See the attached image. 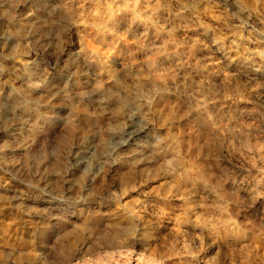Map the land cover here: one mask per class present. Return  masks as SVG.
Masks as SVG:
<instances>
[{
    "label": "rangeland",
    "instance_id": "obj_1",
    "mask_svg": "<svg viewBox=\"0 0 264 264\" xmlns=\"http://www.w3.org/2000/svg\"><path fill=\"white\" fill-rule=\"evenodd\" d=\"M4 1L0 6H6L8 19L6 31L0 30V168L9 183L0 189V205L3 221L15 222L23 246L30 240L28 226L36 227L39 264H264V100L253 96L234 65L217 60L213 46L216 39L215 46L233 63H262L264 0H236L254 13L253 23L222 0H128L141 3L143 17L150 14L141 16L153 27L147 39L129 32L130 18L110 25L106 16L111 7L125 12L114 4L118 0ZM146 42L182 49L178 62L160 64L156 91L137 89L148 80L146 59L155 56L140 51ZM80 49L99 55L91 68L79 58ZM106 55L115 56L116 63ZM99 87L107 105L97 99L78 101ZM195 97H204L207 117L197 114ZM235 106L253 115L238 120L237 129L245 127L248 136L237 140L223 134L227 111ZM26 109L36 110L37 120ZM131 116L148 125L149 135L115 151L118 140L112 133H119ZM104 143L111 156L96 165L99 176L84 193L88 175L70 171L73 158ZM148 144L151 150L143 149ZM46 180L51 194L41 188ZM56 192L70 193L78 203ZM77 209L91 222L69 258L61 254L59 242L64 233L80 230ZM136 215L141 224L131 225ZM196 223L205 230L192 228ZM114 232L118 235L111 242ZM0 253V264H36L27 262L24 247Z\"/></svg>",
    "mask_w": 264,
    "mask_h": 264
},
{
    "label": "bare ground",
    "instance_id": "obj_2",
    "mask_svg": "<svg viewBox=\"0 0 264 264\" xmlns=\"http://www.w3.org/2000/svg\"><path fill=\"white\" fill-rule=\"evenodd\" d=\"M65 1V0H64ZM84 1V0H83ZM86 1V0H85ZM84 1V2H85ZM106 1V0H105ZM113 2H114V0H112ZM131 1V0H130ZM130 1L128 2V0H118V1H116V2H114V4H116L117 6L116 7H119V8H124L125 9V12H122V11H119V13L121 12V17H119V18H115L114 17V14H115V12H114V14L111 12V8H114L116 11H117V9L115 8V6L114 7H111L110 9H109V7H107L108 5H111V4H106L107 6V9H109L108 10V12L110 11V14H108V16H106V18L108 17L109 18V23H110V25H111V23L112 24H114V25H116L120 20H124V19H126V18H130V23L131 24H129V22H128V24H126L127 26L128 25H130V30H129V32L131 33H140L144 38H148L149 37V33L152 31V28H150L149 27V24H147V22H145V21H143L142 19L143 18H145V15H148L149 14V12H148V14H145L144 15V17H143V15H141V10L139 9L141 6H139V5H141V3H139V5H137V4H135V3H133V4H130ZM5 2L6 1H4V0H0V4L1 3H4L5 4ZM93 2V1H92ZM91 2V3H92ZM133 2V1H132ZM147 2V1H146ZM149 2H150V0H149ZM154 2H157V1H155L154 0ZM222 2H224L225 4H227V5H229V6H232V7H234L235 9H238L237 11L240 13V15H241V18H244L247 22H250V23H253V22H251V21H254V20H256L255 19V15H254V13L253 12H251L250 10H246V9H242V7H239L240 5H238L237 4V2H236V0H222ZM72 3V2H71ZM77 3V2H76ZM79 3H81L80 1H79ZM78 3V4H79ZM90 3V2H89ZM105 3V2H104ZM145 3V2H144ZM152 3H153V1H152ZM180 3V2H179ZM67 4H69V3H67ZM93 4V3H92ZM151 4V3H150ZM70 5V4H69ZM145 5V4H144ZM147 5V4H146ZM159 5V4H158ZM182 5H183V3L181 4V7H182ZM71 6V5H70ZM75 6V5H74ZM79 6H80V4H79ZM78 6V7H79ZM81 6H83V2H82V4H81ZM93 6V5H92ZM148 6V5H147ZM153 6V5H152ZM157 6V5H156ZM178 6H180V5H178ZM17 7H19V6H17ZM66 7H69L68 5L66 6ZM91 7V6H90ZM149 7V6H148ZM159 7V6H158ZM20 8V7H19ZM142 8V7H141ZM151 8V7H150ZM153 8V7H152ZM157 8V7H156ZM81 9V8H80ZM148 9V8H147ZM183 9H185V6H184V8ZM69 10V9H68ZM84 10V9H83ZM86 10V9H85ZM122 10V9H121ZM144 10V9H143ZM142 10V11H143ZM117 11V12H118ZM149 11V10H148ZM151 11H152V9H151ZM82 12V11H81ZM85 12V11H84ZM144 12H145V10H144ZM155 12V11H154ZM158 12V11H157ZM151 13V12H150ZM162 13V12H161ZM82 14V13H81ZM150 15V14H149ZM155 15V14H154ZM154 15H152V17L154 16ZM163 15V14H162ZM187 15V14H186ZM141 16L143 17V18H141ZM160 16V15H159ZM8 17V15H7V10H6V6H0V30L2 31V34H3V32H4V30H5V27H7V23H6V20L8 19L7 18ZM97 17H99V16H97ZM257 17V16H256ZM105 18V19H106ZM139 18H141V19H139ZM155 18H156V15H155ZM128 19H127V21H128ZM147 19V18H146ZM159 19H160V17H159ZM152 20H154V17L152 18ZM156 20H158V18H156ZM148 21V20H147ZM107 22V21H106ZM153 22H156L155 20L153 21ZM108 23V24H109ZM125 23V22H124ZM127 23V22H126ZM148 23H149V21H148ZM255 23H256V21H255ZM254 23V24H255ZM104 24V23H103ZM9 25H10V23H9ZM120 25V24H119ZM113 26V25H112ZM117 26V25H116ZM152 26V25H151ZM113 27H115V26H113ZM119 28V27H118ZM204 28V27H203ZM202 28V29H203ZM209 28V27H208ZM128 29V28H127ZM6 31V30H5ZM105 31V30H104ZM157 31V30H156ZM153 32V31H152ZM151 32V33H152ZM202 32H204L205 33V35H207V38H208V34H209V30L207 29V28H204L203 29V31ZM107 33V32H106ZM111 33V32H110ZM157 33V32H156ZM164 34H166V33H164ZM164 34H163V37H164ZM173 34V33H172ZM112 35V34H111ZM110 35V36H111ZM136 35V34H135ZM150 35H152V34H150ZM156 35V34H155ZM169 35H171V33L169 34ZM2 36V35H1ZM109 36V37H110ZM154 36V35H153ZM157 36V35H156ZM113 36H111L110 38H112ZM117 37V36H116ZM140 37V36H139ZM159 37H160V35H159ZM163 37H162V39H163ZM171 37V36H170ZM143 38V39H144ZM155 38H157V37H155ZM165 38H166V35H165ZM109 39V38H108ZM113 39H115V37H113ZM151 39H153V38H151ZM215 39V38H214ZM166 40V39H165ZM170 40H172V39H170ZM216 40V39H215ZM214 40V42H213V46H214V48H215V52L217 53V55L219 56V59H217L218 61H220V62H228L229 64L231 63L232 65H234V68H236V71H235V69H234V71L236 72V74H237V76L240 78V79H244V80H246V84H248V86L250 87L249 89L252 91V93H253V96L255 97V98H257L258 100H260V101H262V99L264 100V85H262L261 83H260V80H262V79H264V66L262 65V63L264 62V61H262V63H260V61H257L258 63H256L255 62V60H253V61H250V62H244V63H240V62H238V63H233V61H234V59L232 60L230 57H228V55L227 54H225L223 51H222V49L218 46V43H217V45L215 46V41ZM262 40H264V35L262 36ZM111 41V40H110ZM150 41V40H149ZM151 42H152V40H151ZM154 42H156V41H154ZM160 42V41H159ZM163 42V41H162ZM161 42V43H162ZM171 42V41H170ZM142 43H143V41H142ZM148 42H146V44H145V46H140V48L139 49H142V50H140V51H142L143 53H148L149 55H152V54H154L155 56H153V57H149L150 59L149 60H147L146 59V61L147 62H145V64H144V70H146V72H147V74H148V80L146 81V83L144 82H142L141 81V83L139 82V84H137V89L138 90H142V88L144 89V88H147V87H149V88H151V89H154L155 91L157 90V88H159V85H158V76H157V73H159V71H158V69L160 68V64H162L163 62H168V64H169V62H174V61H179L180 60V57H181V53L180 52H182V49H181V51L179 52V49H178V51L176 50V48L174 47V46H172V45H167L166 43L165 44H161L160 43V45H157V44H159V43H156V45L154 44V45H149V44H147ZM174 43V42H173ZM175 43H176V41H175ZM138 44V43H137ZM140 45V44H139ZM121 46H123V45H121ZM127 46V45H126ZM129 46V45H128ZM132 46V45H131ZM138 46V45H137ZM177 46V45H176ZM79 47H82V46H79ZM120 48V47H119ZM122 48V47H121ZM136 48V47H135ZM138 48V47H137ZM175 48V49H174ZM178 48V47H177ZM124 49H125V46H124ZM176 50L175 52L173 51V50ZM114 50V49H113ZM134 50V49H133ZM214 50V49H213ZM119 51H120V49H119ZM124 51V50H123ZM129 51V50H128ZM117 52H118V48H117ZM226 52V51H225ZM119 53V52H118ZM122 53V52H121ZM145 53V54H146ZM183 53H184V51H183ZM182 53V54H183ZM100 54V53H99ZM103 54V53H102ZM108 54V53H107ZM110 54V53H109ZM114 54H116V53H114ZM113 54V55H114ZM147 54V55H148ZM79 58L80 59H82V61L85 63V65H87V67H88V69L89 68H91L94 64H96L95 62L97 61V59L99 58V55H97V53L96 54H94V53H92V51L89 53V52H86V51H84V50H82V49H80V51H79ZM105 55V54H104ZM117 56V55H116ZM119 56V55H118ZM122 56V55H121ZM120 56V57H121ZM146 56V55H145ZM191 56V55H190ZM100 57H101V55H100ZM102 57H103V55H102ZM106 58H108L107 60H108V62H111V63H116V59L114 58V57H112V56H109V55H106L105 56ZM147 57V56H146ZM260 58V57H259ZM142 59V58H141ZM263 59H264V56H263ZM78 60V59H77ZM181 60H182V58H181ZM81 61V60H80ZM99 61V60H98ZM106 61V60H105ZM177 61V62H178ZM236 61V60H235ZM82 62V63H83ZM107 62V61H106ZM177 62H176V64H177ZM242 62V61H241ZM175 63V62H174ZM182 63V62H181ZM219 63V62H218ZM130 64H131V62H130ZM171 64V63H170ZM175 64V65H176ZM210 64L211 63H209V66H210ZM165 65V64H164ZM215 65V64H214ZM224 65V64H223ZM98 66V65H97ZM100 66V65H99ZM143 66V65H142ZM208 66V67H209ZM164 67V66H163ZM178 67V66H177ZM200 67V66H199ZM205 67V66H204ZM212 67V66H211ZM216 67V66H215ZM140 68V67H139ZM181 67L179 66V69H180ZM184 68V67H183ZM194 68V67H193ZM196 68V67H195ZM195 68H194V70H195ZM210 68V67H209ZM95 69V68H94ZM161 69H163L162 67H161ZM186 69V68H185ZM184 69V70H185ZM135 70H136V68H135ZM142 70V69H141ZM160 70V69H159ZM196 71V70H195ZM204 71V70H203ZM208 71V70H207ZM213 71V70H212ZM141 72V71H140ZM139 72V73H140ZM178 72H181V71H178ZM205 72V71H204ZM109 73V72H108ZM136 73H138V72H136ZM161 73V72H160ZM159 73V74H160ZM31 75H29V77L31 78L32 77V75L34 74H32V73H30ZM141 74V73H140ZM145 74V73H144ZM180 74H183V73H180ZM136 75V74H135ZM146 75V74H145ZM172 75V74H171ZM104 76V75H103ZM138 76V75H137ZM35 77V76H34ZM145 77V76H144ZM146 77H147V75H146ZM30 78H29V80H30ZM41 78V77H40ZM107 78H109V79H111V78H113V75H108L107 74ZM36 79H38V78H36ZM143 79V78H142ZM165 79V78H164ZM164 79H163V81H164ZM173 79V78H172ZM40 80V79H39ZM166 80L167 79H165V85H166ZM170 80V79H169ZM175 80V79H174ZM173 80V81H174ZM136 81V80H135ZM140 81V80H139ZM145 81V80H144ZM162 81V80H161ZM163 81H162V83H163ZM167 83H169V81L167 82ZM172 83V82H171ZM186 83V82H185ZM159 84H161V83H159ZM173 84V83H172ZM172 84H170L169 86L171 87V85ZM33 85V83L31 82V81H29V87H31ZM161 86V85H160ZM168 86V87H169ZM175 86H177V85H175ZM136 87V86H135ZM163 88L165 87V86H162ZM161 87V88H162ZM167 87V88H168ZM169 87V88H170ZM173 87V86H172ZM171 87V88H172ZM101 88H102V86H101ZM100 87H99V89H97V90H95L94 91V93L93 94H91V95H89V96H82V97H79L78 98V101L80 100V101H88V102H91V101H94V99L96 100H98L99 102H100V105H102V106H105V105H107L108 103H109V100H108V98H107V95H104L103 94V89H101ZM116 88V87H115ZM162 88V89H163ZM117 89V88H116ZM136 88H135V90H137ZM148 89V88H147ZM203 89V88H202ZM119 90V89H118ZM141 93V92H140ZM144 93V92H143ZM152 93V92H151ZM87 94V93H86ZM139 94V93H138ZM79 96V95H78ZM194 96V95H193ZM154 97V96H153ZM187 97V96H186ZM190 97V96H189ZM200 97V96H199ZM198 97V98H199ZM188 98V97H187ZM196 99V97H195V101H196V112H197V114L198 115H201V116H206L207 114V107H206V102H203V98L201 97V100L200 101H197V100H199V99ZM110 99V98H109ZM96 100V101H97ZM191 100H192V98H191ZM207 100V99H206ZM193 101H194V99H193ZM95 102V101H94ZM246 103V102H245ZM193 104H195V103H193ZM207 104H210V103H207ZM217 104V103H216ZM215 104V105H216ZM218 104H220V103H218ZM243 104V103H242ZM214 105V104H213ZM214 105V106H215ZM210 106H212V105H209V108H210ZM229 106V105H228ZM232 106V105H231ZM244 106H245V104H244ZM219 107V106H218ZM218 107H217V109H218ZM221 107H223V105L221 106ZM233 107V106H232ZM195 108V107H194ZM214 108V107H213ZM226 108V107H225ZM229 108V107H228ZM239 106H235V108L233 109V108H229V110L227 111V115L225 116L226 117V121L225 122H227V126H226V124H225V126H226V128L224 127V130H223V134L224 135H226L228 138H230V139H236V138H242V137H244V136H246L247 134H246V132L244 131L245 130V127H243V129L244 130H241L242 129V126H241V129H237V122H238V120H240V119H242V118H248V119H252L253 118V115L250 113V112H244L242 109L241 110H239ZM245 108V107H244ZM221 109V108H220ZM223 109V108H222ZM212 110V109H211ZM24 111V110H23ZM36 111V110H35ZM34 110H32V109H26V113H27V115H28V117H30L31 119L32 118H36V120H37V117H39L38 116V114H37V112H35ZM208 111H210L209 109H208ZM215 113H216V111H215ZM210 113L208 112V116H210L209 115ZM138 117V116H137ZM137 117H135V116H131L130 118V120L128 121V123L127 124H125V126L123 127V129L121 130V131H119V133L118 132H113L112 133V137L113 138H115V139H117L118 141H117V143H116V147H115V151L116 150H118V149H120V148H124L125 146H127L130 142H137V141H139V140H141V139H143V138H145V137H147L149 134H148V132H149V129H148V125L143 121V120H141V119H139V118H137ZM207 117V116H206ZM205 117V118H206ZM39 119V118H38ZM33 120V119H32ZM247 120V119H246ZM213 121V120H212ZM217 122V121H216ZM223 122H224V120H223ZM35 123V122H34ZM219 123V122H218ZM221 123V122H220ZM212 124V123H211ZM218 125V124H217ZM222 126H224L223 124H222ZM220 127V126H219ZM33 128V127H32ZM222 128V127H221ZM106 129V128H105ZM114 130V129H113ZM247 130V129H246ZM218 132V131H217ZM249 133V132H248ZM250 135V134H249ZM221 136V135H220ZM248 136V135H247ZM147 140V139H146ZM237 140V139H236ZM239 140V139H238ZM243 139H241L240 141H242ZM140 143V142H139ZM145 143V142H144ZM154 143V142H153ZM244 143V142H243ZM30 144V143H29ZM146 144V143H145ZM239 144V143H238ZM140 145H142V144H140ZM147 145V144H146ZM152 145V144H151ZM144 146V145H143ZM26 147V146H25ZM138 147H140V146H138ZM147 147L149 148V144H148V146H145V148H143V149H146L147 150ZM160 147H161V145H160ZM254 147H256V146H254ZM142 148V147H141ZM163 148V147H162ZM150 149V148H149ZM246 149V148H245ZM258 149V148H257ZM138 150V149H137ZM142 150V149H141ZM151 150V149H150ZM111 150H109V147L107 146V144H103V146L100 148V149H97V148H90V149H88V150H86L84 153H82V154H80V155H78V154H76V156L73 158V161H72V165H71V168H70V171L71 172H82V173H84V174H87L88 175V180H87V184H86V186H84V189H83V191H84V193L85 192H88L89 191V187L91 186V184H92V182H94L93 180L94 179H96L99 175L96 173V169H95V167H96V165H98V163H101L102 161H105V160H107L111 155H110V152ZM245 151V150H244ZM10 152V151H9ZM20 152V151H19ZM142 152V151H141ZM147 153V152H146ZM146 153H145V155H146ZM148 154V153H147ZM1 155V154H0ZM254 155L255 156H258V157H260V155L262 156V154H260V153H257V154H255L254 153ZM250 156H252V155H250ZM143 157H146V156H144L143 155ZM142 157V158H143ZM2 158V157H1ZM256 158V157H255ZM3 159V158H2ZM136 159V158H135ZM146 159V158H145ZM4 161V160H3ZM1 162V161H0ZM251 163V162H250ZM253 168H256L257 169V167H255V165L253 166V165H251ZM0 167H2L1 165H0ZM257 171V170H256ZM200 176V175H199ZM8 180L9 179H5L4 177H3V171H2V169L0 168V189H2V188H4L5 189V187H6V185L9 183L8 182ZM48 181L46 180L45 182H44V184H43V186L41 187L44 191H48L50 194L52 193V189L49 187V185H48V183H47ZM67 184V183H66ZM35 189V188H34ZM80 191V190H79ZM82 191V190H81ZM162 191V190H161ZM195 192V191H194ZM57 194H58V196L60 197V196H62L63 198L62 199H67V200H70V201H74L75 203H78V200H77V198H75L72 194H70V193H65V194H62V193H59V192H56ZM158 193V192H157ZM157 193H155V195L157 194ZM152 194H154V193H152ZM151 194V195H152ZM54 195H55V192H54ZM153 196L152 195V197L153 198H156V196ZM150 196V195H149ZM181 196V195H180ZM56 197V196H55ZM55 197L54 196H52L51 195V198H53V199H55ZM152 199V198H151ZM187 199V198H186ZM159 200V199H158ZM65 201V200H64ZM48 204H50L52 207L54 206V201L53 200H50V201H48L47 202ZM186 204H188V200H185L184 201V205H186ZM180 205V204H179ZM183 205V206H184ZM49 207V206H48ZM80 209V208H79ZM159 209V208H158ZM3 210H4V208H3V206H1L0 205V252L1 251H5V250H7V251H9V252H13L14 250H16V249H23V247H24V249H25V251H26V260H27V262L29 263H36V264H39L40 263V259H39V257L37 256V254H35V241H34V233L36 232V227H34V226H28V236H30V238H28V240H29V242H27V245H25V246H23V238L22 237H19V235H17L16 234V230H17V228H16V230H15V227L16 226H14L15 224V222H12V224H10V223H8V221H6L7 223H5L4 221H3V219H4V212H3ZM8 210V209H7ZM186 213H187V215H188V217H190V215L192 214V212H191V210L189 209V208H187L186 207ZM76 211V210H75ZM13 212V211H12ZM75 215H76V221H79L80 222V224H81V228H80V230L79 231H77V232H74V234L73 235H70V234H68V233H64L61 237V242H59L60 243V251H61V254L63 255V256H65V257H69V258H72L73 256H74V253H75V250H76V240L77 239H79V237H80V235L82 236V234H84L85 233V231L88 229V227H89V224H90V217H88L86 214H84L83 213V211H81V210H78L77 209V211H76V213H75ZM137 217V215L135 216V217H132L131 219H130V224L131 225H138V224H141V221L142 220H140V219H137L136 218ZM128 218V217H127ZM196 222V221H195ZM110 223V222H109ZM192 223V222H191ZM163 225V224H162ZM202 225V224H201ZM201 225H199V224H194V225H192V228H194L195 230H203L204 228L201 226ZM158 228L159 227H161V223L159 222V224L158 225H156ZM167 227V226H166ZM205 227V226H204ZM61 228V227H60ZM163 228V227H162ZM161 228V229H162ZM168 228V227H167ZM39 229H43V226L41 227V228H39ZM71 229V228H70ZM164 229H165V226H164ZM205 230V229H204ZM39 231V230H38ZM76 231V230H75ZM15 232V233H14ZM20 232V231H19ZM203 232V231H202ZM224 232V231H223ZM227 232V231H226ZM117 232H114V235L112 236V238H111V242H113V241H115V239H116V237H117V235L118 234H116ZM211 233V232H210ZM222 233V232H221ZM228 233V232H227ZM226 233V235H228ZM72 234V233H71ZM224 234H225V232H224ZM22 235V234H21ZM20 235V236H21ZM223 235V234H222ZM221 234L219 235L218 234V236H222ZM60 236V235H59ZM214 237V236H213ZM227 237V236H226ZM225 238V237H224ZM56 240V239H55ZM221 240V239H220ZM219 240V241H220ZM233 241H234V239H233ZM215 242V241H214ZM226 242V241H225ZM25 243V242H24ZM227 243V242H226ZM26 244V243H25ZM217 247V246H216ZM187 248V247H186ZM122 250V249H121ZM1 254V253H0ZM122 254V253H121ZM123 255V254H122ZM108 256V255H107ZM111 256H113V255H111ZM110 256V257H111ZM129 258V257H128ZM192 258V257H191ZM121 259V258H120ZM116 261V260H115ZM107 263V262H106ZM121 263V262H120ZM153 263V262H152ZM150 264H151V262H150ZM153 264H155V263H153ZM159 264V263H158Z\"/></svg>",
    "mask_w": 264,
    "mask_h": 264
}]
</instances>
